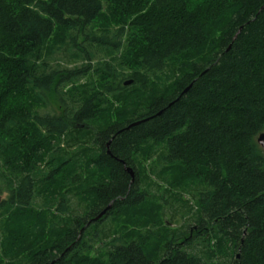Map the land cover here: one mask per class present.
<instances>
[{
  "label": "trees",
  "instance_id": "16d2710c",
  "mask_svg": "<svg viewBox=\"0 0 264 264\" xmlns=\"http://www.w3.org/2000/svg\"><path fill=\"white\" fill-rule=\"evenodd\" d=\"M261 133L264 0H0L1 264H264Z\"/></svg>",
  "mask_w": 264,
  "mask_h": 264
},
{
  "label": "rangeland",
  "instance_id": "374dc122",
  "mask_svg": "<svg viewBox=\"0 0 264 264\" xmlns=\"http://www.w3.org/2000/svg\"><path fill=\"white\" fill-rule=\"evenodd\" d=\"M50 104V105H49ZM49 110H43L42 111V109L40 110V109H37L36 111H37V113H39V114H44V112L46 113V112H53V111H55V109H56V104L54 103V101L52 100V99H49ZM4 171L2 170V168L0 169V203L2 202V201H4L5 199H7V197H8V194H7V188H6V184H7V177H9V175H7L5 172L3 173ZM152 180H155V178H151ZM161 186H162V184H161ZM75 189H76V192L77 193H80V191H81V188H79L78 186L77 187H75ZM185 197V196H184ZM184 199H187V196L184 198ZM151 206L150 205H146L145 204V206L144 207H141L142 208V210H141V214L142 213H145V215H147V213L148 212H150V210H152L151 208H150ZM35 208H37V207H35ZM140 208V209H141ZM138 216H140V212H139V210H137V211H134L133 213H128L127 214V216H125L124 215V217H121V218H119V220L122 222V220H128V222H129V220L131 219H133V220H136L137 218H138ZM123 218V219H122ZM4 219L5 218H0V250L2 249V247H4L5 245H6V242H4V240H5V238L8 236V230H6L2 225H1V223L4 221ZM129 223H133L132 221L131 222H129ZM182 222L181 221H179L178 223H176L175 225H173V226H169V227H172V228H174V227H176V226H178L179 224H181ZM107 225L108 226H112V227H115V223H114V221H113V218H110L108 221H107ZM135 227V226H134ZM138 227H135V229H137ZM143 232V231H142ZM37 234V233H36ZM31 235H32V233H31ZM30 235V236H31ZM33 236V235H32ZM16 255H17V257H15V260H16V262H19V260H24L26 257V255H29V244H28V242L27 243H23V244H21V245H19V247H18V252L16 253ZM4 262H6V261H4ZM1 264V263H0Z\"/></svg>",
  "mask_w": 264,
  "mask_h": 264
},
{
  "label": "water",
  "instance_id": "95a60500",
  "mask_svg": "<svg viewBox=\"0 0 264 264\" xmlns=\"http://www.w3.org/2000/svg\"><path fill=\"white\" fill-rule=\"evenodd\" d=\"M125 85L127 86L128 83H125ZM186 92V90H185ZM140 124V122L134 123L132 125H130V127L136 126ZM129 127V128H130ZM256 144L260 147L261 151L264 154V133H261L258 135L257 139H256ZM106 147H109V143L106 145ZM108 153V152H107ZM125 172L130 176L131 180L133 181L134 179V173L132 169L129 168H125ZM110 209V206H108L105 210H103L99 215H97L92 221L93 222H97L98 220H100L105 214L106 212Z\"/></svg>",
  "mask_w": 264,
  "mask_h": 264
}]
</instances>
